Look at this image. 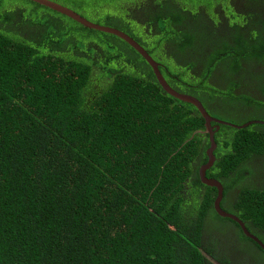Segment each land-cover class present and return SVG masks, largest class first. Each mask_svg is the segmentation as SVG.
Here are the masks:
<instances>
[{"label":"trees","instance_id":"1","mask_svg":"<svg viewBox=\"0 0 264 264\" xmlns=\"http://www.w3.org/2000/svg\"><path fill=\"white\" fill-rule=\"evenodd\" d=\"M52 1L139 40L145 0ZM167 67L170 86L206 108L185 84L191 66ZM215 140L207 177L224 188L221 207L264 243V185L248 161L264 153V125L221 126ZM209 146L197 109L167 94L122 39L0 0V264H230L224 252L236 258L238 244L264 264L200 180Z\"/></svg>","mask_w":264,"mask_h":264},{"label":"flooded vegetation","instance_id":"2","mask_svg":"<svg viewBox=\"0 0 264 264\" xmlns=\"http://www.w3.org/2000/svg\"><path fill=\"white\" fill-rule=\"evenodd\" d=\"M139 9L135 15L142 21L135 29L139 38L136 41L160 64L165 75L176 78L167 66H191L194 76L190 73L191 84H185L202 94L211 116L239 127L264 125L260 123L264 122V0H196L194 4L187 0H145ZM199 83L211 87L202 89ZM213 125L215 135L221 126L241 130ZM222 133L225 140L232 139L226 130ZM248 161L260 171L253 184L264 185V153ZM239 194L240 188L230 192V207ZM225 210L236 213L227 206ZM228 231L226 236L234 241L232 229ZM242 247H235L236 258L226 251L223 256L230 259V264H261L243 256Z\"/></svg>","mask_w":264,"mask_h":264},{"label":"water","instance_id":"3","mask_svg":"<svg viewBox=\"0 0 264 264\" xmlns=\"http://www.w3.org/2000/svg\"><path fill=\"white\" fill-rule=\"evenodd\" d=\"M29 1L35 2V3H37L43 7H46L52 11H55V12L63 15V16H66V17L70 18L71 20H73L74 22L82 25L83 27H85L87 29L95 30V31L102 32V33L111 34V35H114V36L122 39L124 42H126L128 45H130L134 50H136L143 57V59L148 63V65L151 67L159 85L162 87V89L167 94H169L170 96H172L173 98H175L177 100L191 104L197 109V111L203 117V119L205 121V129H206V132L209 134V143H210V146L206 151L208 161L206 164L202 165L199 169L200 180L204 185H206L208 187L216 188V190H217V196H216L215 201H214L215 211L220 216H222L224 218L231 219L232 221L237 223L240 226L241 231L244 233V235L246 237H248L250 240L257 243L264 251V243L258 237H256L254 234H252L248 230L245 223L240 218L236 217L233 214L226 212L221 207V203L223 200V192H224V188H223L222 184L218 180H216L215 178H208L207 177V171L212 168V166L214 165V163L216 161V157H215L214 153H215L217 144H216V140H215V129H214L213 123L225 124V125H229L233 128H237V129H243L244 127H246L250 124H246V125L239 127V126L230 125L228 123H224L222 121H219L208 113V111L204 107L203 103L199 99H197L194 96H191L188 94H183V93H180L177 90H175L173 87L170 86V84L167 82L166 78L162 74L161 69H160V64L146 51V49L142 45H140L134 38H132L127 33L123 32L121 30H118L116 28L103 26V25H100L98 23H95V22L85 18L84 16H82L81 14L76 12L75 10H73L67 6H64L58 2L52 1V0H29ZM260 123L264 124V122H260Z\"/></svg>","mask_w":264,"mask_h":264},{"label":"rangeland","instance_id":"4","mask_svg":"<svg viewBox=\"0 0 264 264\" xmlns=\"http://www.w3.org/2000/svg\"><path fill=\"white\" fill-rule=\"evenodd\" d=\"M124 1H128V0H124ZM188 2H190L191 4H194L196 0H187ZM199 2H204L205 0H198ZM108 7L111 6V2L107 3Z\"/></svg>","mask_w":264,"mask_h":264},{"label":"clouds","instance_id":"5","mask_svg":"<svg viewBox=\"0 0 264 264\" xmlns=\"http://www.w3.org/2000/svg\"><path fill=\"white\" fill-rule=\"evenodd\" d=\"M244 234V233H243Z\"/></svg>","mask_w":264,"mask_h":264}]
</instances>
